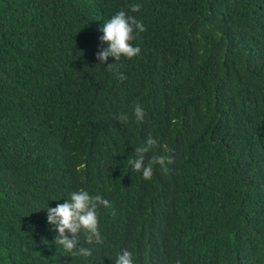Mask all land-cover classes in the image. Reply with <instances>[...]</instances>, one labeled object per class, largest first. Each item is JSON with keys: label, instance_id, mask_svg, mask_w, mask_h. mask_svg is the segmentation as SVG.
<instances>
[{"label": "trees", "instance_id": "trees-1", "mask_svg": "<svg viewBox=\"0 0 264 264\" xmlns=\"http://www.w3.org/2000/svg\"><path fill=\"white\" fill-rule=\"evenodd\" d=\"M119 10L143 23L140 52L99 62ZM149 136L145 163L170 162L145 179L128 158ZM81 188L109 202L101 242L75 234L87 256L46 219ZM123 248L264 264V0H0V264H113Z\"/></svg>", "mask_w": 264, "mask_h": 264}, {"label": "clouds", "instance_id": "clouds-1", "mask_svg": "<svg viewBox=\"0 0 264 264\" xmlns=\"http://www.w3.org/2000/svg\"><path fill=\"white\" fill-rule=\"evenodd\" d=\"M139 3H132L130 9L132 12L138 11ZM134 29L136 32H142L144 25L134 16L126 14L124 10L114 12L110 17L104 19L100 23L97 33L99 39L105 43V46L100 48L95 53L99 62H104L108 57H112L113 61L118 60L121 56L128 58L137 55L140 52L139 44L133 45L131 41L134 39ZM108 65H111L108 64ZM118 79L123 80L124 74L116 71ZM144 108L140 104H135L133 107V115L135 120L143 119ZM120 119H127L126 116H120ZM157 144V140L149 136L141 145L135 149L136 156L128 158V165H131L132 170L141 173L142 177L149 179L153 173V165L157 164L161 168L166 167V163L170 162V158L164 155H153L147 163H145L144 153ZM109 205L106 199L99 195H91L86 189H77L69 193L68 197L61 203L47 208V222L55 225L57 233L55 243L59 245L65 252L71 255L90 254V249L77 246L75 234L83 232L85 240L89 243L102 241L101 233L98 229L97 205ZM67 230V233L66 231ZM113 264H135L133 253L123 248L115 254Z\"/></svg>", "mask_w": 264, "mask_h": 264}]
</instances>
